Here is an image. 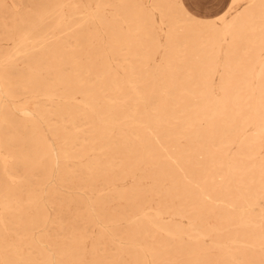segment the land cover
Wrapping results in <instances>:
<instances>
[{
    "label": "bare ground",
    "instance_id": "bare-ground-1",
    "mask_svg": "<svg viewBox=\"0 0 264 264\" xmlns=\"http://www.w3.org/2000/svg\"><path fill=\"white\" fill-rule=\"evenodd\" d=\"M234 1L0 0V264H264V0Z\"/></svg>",
    "mask_w": 264,
    "mask_h": 264
},
{
    "label": "rangeland",
    "instance_id": "rangeland-1",
    "mask_svg": "<svg viewBox=\"0 0 264 264\" xmlns=\"http://www.w3.org/2000/svg\"><path fill=\"white\" fill-rule=\"evenodd\" d=\"M238 6L237 1L231 0L228 8L232 9L233 11L228 15L229 17H231V15L236 12V7ZM244 4H240L239 7H243ZM238 7V8H239ZM192 11V10H191ZM195 13V12H194ZM221 12H218L216 15L220 14ZM158 14V13H157ZM0 44H1V50L2 51H6L7 48L9 47L8 44H6V34H4V29L0 27ZM0 90L2 92V96L7 98L3 87L1 85V81H0ZM8 100L10 101L12 107L16 110L17 114H18V119H19V123H17V126L20 127L21 129H26L29 130L32 126V122L37 123V126L39 127V130L41 132H43L44 134L47 135L49 141L51 142L53 149L55 151V161H56V166H59L60 163V158H59V148L58 145L56 143V141L54 140V138L52 137V134L47 126V124L45 123V121L43 119H41L40 117H38L37 113L31 108V106L26 103V102H20V103H15L13 101H11L9 98ZM9 145L13 146L14 148H16V145H12L10 138L7 139L6 141ZM21 168V166L19 167ZM22 172V170H20ZM30 182L32 183V188L35 189V193L36 194H40L41 193V204H44L45 207L47 208L48 212H49V218L51 220H53V218L55 216H58L60 214L59 209H57L56 207L53 206V203L51 202L52 200V195H51V187L54 186L57 188V190L63 191V192H67V190H70L67 186L62 185L57 179L56 176L53 177L52 181L48 182V181H44L43 179V171L42 170H37L35 171V174L30 178ZM64 213L62 215V222L64 223V227H67L68 224H72L75 223L77 225H82V226H86L88 228V233H89V240H92L93 237H98L101 236L103 233L101 232H105L106 233V237L102 239V241L100 242V245H109L110 247H113L114 245L118 244L119 240H120V235H116L114 233V231L116 232H120L126 229L125 227V223L123 222L121 226L115 228L113 225H104L100 222V225H97L95 227H90V225L85 223V220H77L75 218V215L73 214H68L67 212H62ZM65 216V217H64ZM57 217H55L56 219ZM57 220L56 219V226H57ZM76 220V221H75ZM55 225V224H54ZM43 227H40L39 230H43L41 229ZM38 231V230H37ZM57 227H54V229L50 230V237L53 238V234L55 232H57ZM39 232V231H38ZM92 238V239H91ZM44 243V246H46L47 249H49L50 253H51V249L48 246L47 242H42ZM43 245V244H42ZM33 253V255H37L38 252L36 250H32L31 251Z\"/></svg>",
    "mask_w": 264,
    "mask_h": 264
},
{
    "label": "crops",
    "instance_id": "crops-1",
    "mask_svg": "<svg viewBox=\"0 0 264 264\" xmlns=\"http://www.w3.org/2000/svg\"><path fill=\"white\" fill-rule=\"evenodd\" d=\"M190 10L205 16H215L223 12L231 0H184Z\"/></svg>",
    "mask_w": 264,
    "mask_h": 264
}]
</instances>
